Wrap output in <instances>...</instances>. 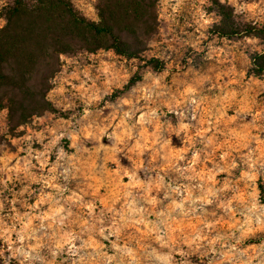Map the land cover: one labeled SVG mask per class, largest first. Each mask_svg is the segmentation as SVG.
Segmentation results:
<instances>
[{
	"label": "rangeland",
	"instance_id": "374dc122",
	"mask_svg": "<svg viewBox=\"0 0 264 264\" xmlns=\"http://www.w3.org/2000/svg\"><path fill=\"white\" fill-rule=\"evenodd\" d=\"M223 2L264 26V0ZM210 4L159 0L138 58L61 54L55 112L10 129L0 109V264H264L263 44L213 34Z\"/></svg>",
	"mask_w": 264,
	"mask_h": 264
},
{
	"label": "trees",
	"instance_id": "16d2710c",
	"mask_svg": "<svg viewBox=\"0 0 264 264\" xmlns=\"http://www.w3.org/2000/svg\"><path fill=\"white\" fill-rule=\"evenodd\" d=\"M159 0H97V20L87 18L72 0H8L0 9V109H5L10 129L30 118L56 109L48 97L52 80L61 67V54L112 50L138 58L157 33ZM219 19L211 27L217 36H253L263 44L250 54V72H264V26L237 16L233 6L210 0ZM6 21V23H5ZM154 70L164 61L151 56ZM135 71L110 95L113 99L140 80Z\"/></svg>",
	"mask_w": 264,
	"mask_h": 264
},
{
	"label": "clouds",
	"instance_id": "9594fccd",
	"mask_svg": "<svg viewBox=\"0 0 264 264\" xmlns=\"http://www.w3.org/2000/svg\"><path fill=\"white\" fill-rule=\"evenodd\" d=\"M202 2H203V0H202ZM221 2H223V0H221ZM5 23H6V21H5ZM205 23H211V21L210 20H206ZM0 26H2V25H0ZM125 115H127V113ZM183 127L186 129V128H188V125L187 124H184ZM177 170L180 171L179 169H177ZM160 183H161L162 186L164 185L163 177L160 178ZM171 191L172 192H176L177 194H179L180 189L179 188H171ZM205 202L206 203H210L211 201H205ZM175 208L178 209V210H180L181 212L184 211V200H183V198L180 200L179 203L175 204ZM137 211H139V210H137ZM62 220H63V217H61V221ZM25 257L27 258V253H25ZM155 259L158 262L159 261H162L163 264H172V258H171V255L170 254H166V255H163V256L157 255L155 257Z\"/></svg>",
	"mask_w": 264,
	"mask_h": 264
}]
</instances>
